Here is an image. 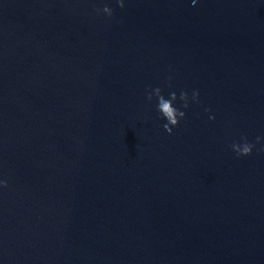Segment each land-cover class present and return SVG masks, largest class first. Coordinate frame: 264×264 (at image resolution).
<instances>
[{"label": "water", "instance_id": "95a60500", "mask_svg": "<svg viewBox=\"0 0 264 264\" xmlns=\"http://www.w3.org/2000/svg\"><path fill=\"white\" fill-rule=\"evenodd\" d=\"M123 4L0 0V264H264V0Z\"/></svg>", "mask_w": 264, "mask_h": 264}, {"label": "clouds", "instance_id": "9594fccd", "mask_svg": "<svg viewBox=\"0 0 264 264\" xmlns=\"http://www.w3.org/2000/svg\"><path fill=\"white\" fill-rule=\"evenodd\" d=\"M119 7L123 8V0H117ZM196 0H193V4H195ZM97 13L99 14L101 11L108 17V18H114L113 11L110 7L105 5L102 9H96ZM171 78L169 77V80ZM169 87H171V84H169ZM153 96L157 99V111L162 115V117L167 121L163 125L164 130L171 135L172 130L174 127H177L179 125L180 120L186 118L185 111L180 110L179 108L174 106V102L177 100V94L175 91L169 93V98H165L162 94L161 88L157 87L155 89H152L147 94V100L149 102L152 101ZM179 99L183 102L182 107L184 109H187L189 107V95L186 91H181L179 95ZM192 102L200 103L199 100V91L193 90L191 95ZM205 111H210V109H205ZM209 119L214 120L215 117L210 115ZM264 140V137L257 136L256 137V143H251L247 140V137H242V142H236L230 145L232 151H234L237 155V157H246L250 156L253 153V149L256 148L257 144H260L261 141ZM258 151H264V147H261L258 149ZM0 186L6 187L7 181L6 180H0Z\"/></svg>", "mask_w": 264, "mask_h": 264}]
</instances>
